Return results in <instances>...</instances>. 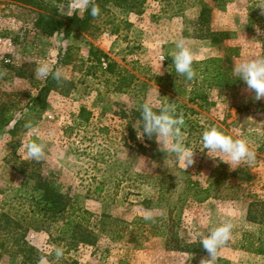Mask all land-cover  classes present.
<instances>
[{"label": "rangeland", "instance_id": "rangeland-1", "mask_svg": "<svg viewBox=\"0 0 264 264\" xmlns=\"http://www.w3.org/2000/svg\"><path fill=\"white\" fill-rule=\"evenodd\" d=\"M80 3L54 6L70 16L84 11ZM99 8L84 30L43 38L34 28L33 6L0 0V215L30 217L41 195L35 186L43 182L91 212L97 236L94 246L66 254L49 243L47 228L34 231L39 226L32 224L25 240L48 264L63 258L77 264H201L209 259L202 240L225 223L232 225L231 238L214 264H264V255L244 248L253 238L264 239V229L246 221V194L264 199V98L255 100L233 73L238 63L264 57V0H108ZM214 35L218 43L211 41ZM180 41L193 62L220 59L213 63L220 78L193 83L172 74L169 58ZM90 49L107 60L97 62ZM107 62L134 76L126 92L112 91ZM44 63L56 81L44 106L33 105L30 99L48 77L36 76ZM145 104L157 113L171 104L183 118L179 139L194 151L192 165L185 169L158 138H140ZM82 108L90 117L78 124ZM212 127L245 141L254 159L229 166L223 154L208 152L202 134ZM32 142L44 146L39 160L26 154ZM237 168L253 179L242 183L236 199L190 200L187 185L206 187ZM146 212L151 220L144 219ZM14 251L0 216V264H19Z\"/></svg>", "mask_w": 264, "mask_h": 264}, {"label": "trees", "instance_id": "trees-1", "mask_svg": "<svg viewBox=\"0 0 264 264\" xmlns=\"http://www.w3.org/2000/svg\"><path fill=\"white\" fill-rule=\"evenodd\" d=\"M17 1L33 6L37 10L34 28L41 37L50 38L59 34L63 37H68L75 31L84 30L93 18L91 15L92 6H99L108 0H95L89 3L88 9L84 10L81 14L75 11L70 16L61 15L56 6H54L63 0H53V4H44V0ZM224 36L227 35L224 34ZM211 41L213 43H218L220 39L214 35ZM90 54L96 57L97 62H100V58L107 60L105 55L100 54L99 57H97L93 49H90ZM169 61L174 65L173 57H170ZM219 62L220 59L217 58L202 62H193L192 67H196L193 79L188 80L185 76L180 75L181 79L183 81H192L195 83L198 78H201L205 83L211 84L214 80L220 78L217 67L213 65V63L218 65ZM105 72L113 77L112 91L115 93L126 92L132 87L133 81L135 80L133 75L118 69L113 62H107ZM171 72L174 74L176 72L175 68L172 69ZM158 79L161 78L158 77ZM55 81L53 77L48 76L37 95L30 99V104H40L44 106L45 100L52 90V84ZM200 98L205 100L204 95H201ZM192 101H194V99ZM89 117L90 113L88 111L84 108L80 109L77 116L78 124L88 121ZM236 175H238V177H236ZM223 178L227 179L212 178L206 187H202L198 184L187 185V195L191 201L197 204L204 203L210 199L234 200L238 197V191H240L242 183L250 182L253 176L244 168H237L230 174L223 173ZM35 190L40 191L41 195L36 202V210L30 217L21 218L20 216L15 218L9 216L7 213H2L0 215L6 223L8 235H10L11 248L15 250L14 254L19 257V264H38L40 258L42 256L44 257L42 253L30 246L25 240L27 228L32 224L39 227L41 226L40 229L39 227H34V231L47 228L49 243L57 246L61 245L66 254L71 250H75L80 245L94 246L97 243V236L90 226L93 216L91 212L46 183L38 182L35 186ZM246 195L251 198L247 205L246 221L264 229V199H258L249 194ZM241 196H245V193H242ZM28 219L30 221L27 223L26 220ZM10 230H12V232ZM244 248L252 254L263 256L264 239L260 237L253 238V241H250L249 245ZM56 264H77V261L71 258H63Z\"/></svg>", "mask_w": 264, "mask_h": 264}, {"label": "clouds", "instance_id": "clouds-1", "mask_svg": "<svg viewBox=\"0 0 264 264\" xmlns=\"http://www.w3.org/2000/svg\"><path fill=\"white\" fill-rule=\"evenodd\" d=\"M80 8L87 10L89 0H81ZM100 14L98 5H93L91 8V15L93 17ZM177 52L173 57L175 71L185 76L186 79L191 80L195 76L193 65V53L190 49L185 47L183 41L176 45ZM163 62V61H162ZM50 72L48 64L44 63L36 70L38 78L47 77ZM233 73L239 77V81H243L247 89L254 93V99L259 101L264 98V57H258L253 60L238 63L233 68ZM142 119L144 122L143 136L149 139L156 137L160 141L162 147L168 148L170 151L177 153L180 159L183 160L185 169L193 164L194 151L186 148L183 142L179 139L181 135V126L184 121L182 117L175 115V109L171 104L164 106L157 113L153 111L152 107L145 104L142 107ZM202 143L208 152L220 153L227 157L224 163L234 166L240 165L245 161H252L254 159V152L249 149L245 141L242 139H233L231 136L212 127L202 134ZM27 156L30 159L39 160L44 153V146L35 142L26 145ZM145 220H151L152 215L146 212ZM232 225L225 223L224 225L215 228L211 233L202 240V248L206 250L209 259L202 260L201 264H214L216 253L219 248L226 245L231 238ZM55 255L61 257L63 250L57 248ZM39 264H48L47 257H41Z\"/></svg>", "mask_w": 264, "mask_h": 264}]
</instances>
